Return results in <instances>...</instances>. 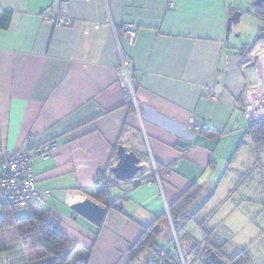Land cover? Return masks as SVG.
<instances>
[{
	"label": "crops",
	"instance_id": "0c3cea01",
	"mask_svg": "<svg viewBox=\"0 0 264 264\" xmlns=\"http://www.w3.org/2000/svg\"><path fill=\"white\" fill-rule=\"evenodd\" d=\"M257 1L174 0L168 7L166 0H0V146L17 152L56 143L48 158L32 159L36 189L46 198L26 207L29 213L40 206L58 219L76 244L71 260L89 254L88 264H149L155 249L134 258L129 249L144 226L169 212L178 226L195 220L202 242L206 230L221 238L207 226L209 217L196 218L222 180L235 181V174L237 182L245 180V157L253 153L242 107L245 88L254 83L246 53L257 37L264 40V0ZM45 16L69 23L57 26ZM124 22L138 27L132 43L122 36ZM121 55L133 63L145 136L118 83ZM120 147L139 158L133 178L113 171ZM153 164L160 181L134 186L152 175ZM102 171L117 208L94 198ZM85 199L105 208L99 224L72 208ZM167 225L173 227L171 219L157 241L176 262L171 239L186 264H225L222 257L189 253Z\"/></svg>",
	"mask_w": 264,
	"mask_h": 264
},
{
	"label": "rangeland",
	"instance_id": "374dc122",
	"mask_svg": "<svg viewBox=\"0 0 264 264\" xmlns=\"http://www.w3.org/2000/svg\"><path fill=\"white\" fill-rule=\"evenodd\" d=\"M245 158L247 169L242 171L245 180L237 182L241 176L234 172L232 180L235 181L222 180L196 219L209 217L207 226L216 227L221 237L218 243L221 255L224 254L223 259L245 250L249 256V264H264V147L258 153H250L249 150ZM213 189L215 190L214 187ZM27 213V207L15 209L18 217ZM167 218L170 221V217ZM194 221L188 219L178 226L173 219L174 226L167 225L174 237L176 230L183 247L202 243L203 232ZM0 243L6 246L5 255L11 264H27L26 254L15 228L0 233ZM169 246L173 250L176 248L178 252L173 239Z\"/></svg>",
	"mask_w": 264,
	"mask_h": 264
},
{
	"label": "built area",
	"instance_id": "2783aa9c",
	"mask_svg": "<svg viewBox=\"0 0 264 264\" xmlns=\"http://www.w3.org/2000/svg\"><path fill=\"white\" fill-rule=\"evenodd\" d=\"M174 0H166V5L171 7ZM46 20L54 22L55 25L60 26L68 24V18H52L45 16ZM98 26V25H96ZM138 34V27L132 22H124L122 24V36L128 42L132 43ZM248 58L247 63L251 66L254 76V83L248 84L244 92V103L242 107V114L246 120V130L250 123L254 121L264 120V40L257 37L246 53ZM133 63L125 55H121L120 63L117 67L118 83L126 96L136 109L139 117V110L136 101V89L133 80ZM140 119V117H139ZM140 129L145 136L143 122L140 119ZM189 126L195 129L197 121L194 117L189 118ZM246 138L250 139L246 131ZM30 139V137H28ZM56 143L49 141L42 145H37L30 150H22L17 152H8L0 146V217L2 216V207L4 205L12 207H26L30 204H37L44 201L46 196L42 194L35 186V176L32 166V159L40 156L46 159L55 148ZM152 177H155L159 182L161 177L160 169L153 164L152 175L136 179L135 182H149ZM107 181L103 175L99 174L96 177L94 187L95 189L103 187ZM178 248L179 264H186L184 256L179 250V245L175 239ZM189 253L197 254V250H190ZM168 256V248L162 246L156 258L151 260L149 264H167L164 259ZM6 259L0 257V264H5Z\"/></svg>",
	"mask_w": 264,
	"mask_h": 264
},
{
	"label": "trees",
	"instance_id": "16d2710c",
	"mask_svg": "<svg viewBox=\"0 0 264 264\" xmlns=\"http://www.w3.org/2000/svg\"><path fill=\"white\" fill-rule=\"evenodd\" d=\"M259 10L264 16V5L259 7ZM10 12L5 11L2 15L3 21L7 22L10 17ZM247 133L250 139L249 145L254 153H258L264 147V120L254 121L249 124ZM103 175V171L98 175ZM107 183L98 189H95L94 198L105 205L106 207L117 206L114 203H109L108 187L110 182L104 177ZM141 182H135L133 185H138ZM177 204V203H176ZM175 204V205H176ZM31 206V204L29 205ZM18 207H12L4 205L2 207V216L0 217V233H5L10 228H15L17 236H19L23 249L26 254L28 264H88L89 254L78 258L77 260H71V253L76 247V244L65 236L59 230V222L49 211L42 209L40 206L31 207L30 212L24 216L18 217L15 214V209ZM174 211L177 207L172 208ZM121 210V209H120ZM170 214V219L173 222V216ZM165 214L156 218L149 225L144 226L143 232L139 239L130 247L129 257L134 258L138 256L147 248H152L158 253L162 247L158 244L157 238L162 232L163 223L168 224L169 220ZM174 226V224H173ZM1 244V243H0ZM181 244V242H180ZM191 250H197V256L200 252L208 254V251H213L216 254L217 260L221 259L224 254L221 255V246L218 243V239L214 237V230H206L204 241L200 244H194L190 247ZM2 247L0 246V251ZM167 264H179L172 257L170 250L168 249V256L164 259ZM216 262V260L211 263ZM225 264H249V256L245 250H241L239 253L226 257L224 259Z\"/></svg>",
	"mask_w": 264,
	"mask_h": 264
},
{
	"label": "water",
	"instance_id": "95a60500",
	"mask_svg": "<svg viewBox=\"0 0 264 264\" xmlns=\"http://www.w3.org/2000/svg\"><path fill=\"white\" fill-rule=\"evenodd\" d=\"M262 0H258L256 3H261ZM139 158L133 151L126 152L125 148L120 147L118 150V162L113 168L117 178L130 179L133 178L141 166L138 165ZM72 208L91 220L99 224L105 213V208L96 203L92 199H85L82 202L72 205ZM208 258H216V254L213 251H208ZM224 264V263H223Z\"/></svg>",
	"mask_w": 264,
	"mask_h": 264
}]
</instances>
